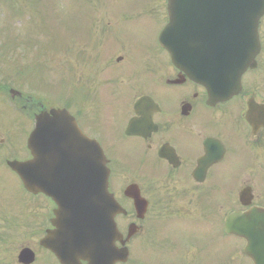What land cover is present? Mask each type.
<instances>
[{
	"label": "flooded vegetation",
	"instance_id": "1",
	"mask_svg": "<svg viewBox=\"0 0 264 264\" xmlns=\"http://www.w3.org/2000/svg\"><path fill=\"white\" fill-rule=\"evenodd\" d=\"M164 3L165 0H153L145 5L144 13L125 21V33H128L127 25L142 18L165 20ZM219 11L220 7H205V19ZM259 37L261 50L256 64L243 75L241 89H235L228 99L212 98L206 87L177 70L162 50L149 48L140 58L141 49L131 52L125 40V68H132V74L124 75L121 120L110 121L108 132L103 124L108 117L100 114L96 106L99 99L107 96L103 90L108 87L98 84L100 73L95 66L91 68L92 76L86 78L88 85L81 86L83 76L79 70L72 114L83 132L98 140L108 156L109 190L123 210L116 217L122 233V243L117 246L127 247L131 258L136 251L138 264H210L209 251H218L226 237V214L249 209L240 202L242 182H248L245 186L256 182L264 187V126L255 129L246 120L250 103L264 104V17ZM1 76L0 72V113H4L6 119L8 116L14 118L22 129L21 133L18 130L11 135L12 127L0 126V207L2 171L16 177L7 166L10 161L34 160L29 140L36 118L54 108H65L63 96L55 104L45 94L38 97L33 92L3 86ZM11 81L16 84V79ZM153 85L157 87L158 97ZM13 89L20 95L11 93ZM125 97L128 98L126 102ZM144 97L151 98L154 103L140 106L137 117L135 104ZM130 99L133 102L128 105ZM134 119L141 121L137 126L140 134L128 135L127 129ZM18 138L22 139L21 144ZM113 139L122 147V164L116 163L107 153V147L113 146ZM235 142L238 148L234 147ZM44 147L48 148L47 157L55 159L57 153L50 149L55 148V144H44ZM220 156L222 160L217 159ZM208 158L211 159L205 163ZM226 165L234 166L233 175L222 173ZM62 171L50 167L47 162L43 179L62 181L70 176L73 171L70 161L66 167L62 165ZM222 183L229 184L228 195L219 200L209 216L208 195L210 192L221 194ZM138 190L143 198L139 211L129 196ZM252 194L251 206L264 208V190L254 189ZM27 196L30 218L35 223L32 231L36 232L31 241H39L53 229L57 206L44 194L27 193ZM210 233L218 237L210 241ZM229 238L237 243L235 260L239 253L241 255L243 241ZM43 252L59 264L48 250Z\"/></svg>",
	"mask_w": 264,
	"mask_h": 264
},
{
	"label": "rangeland",
	"instance_id": "2",
	"mask_svg": "<svg viewBox=\"0 0 264 264\" xmlns=\"http://www.w3.org/2000/svg\"><path fill=\"white\" fill-rule=\"evenodd\" d=\"M150 1L151 0L96 1L98 5H106V10L110 16L107 20L108 25L106 26L108 31L112 30L111 34H107L102 38L103 46L100 47V52H113L116 48L125 49V40L127 45L132 48V52L136 49L144 48L145 46H156V40L161 24L156 23L152 17L149 19L142 18L139 20L140 22L134 24L130 23L126 28V32L128 33H125V21L133 20V15L144 13L145 4ZM6 2H8L13 13L10 15L12 22L10 28L11 33L0 38V47L3 51L9 50L11 47H25L31 58H33V55L39 51L38 55L41 59L44 49H48L50 53L53 47L62 45V48H65L67 56H73L75 53V45L89 40L92 36L91 26L96 10L95 5L91 4L90 0L87 2L85 0H6ZM4 13V10L0 6V17H5L3 15ZM103 17L104 15L102 16L99 13L96 19V30L99 34H101L104 29L100 23V21L103 20ZM5 23L6 25L3 27L8 25L7 22ZM26 30H29V32L24 36H19L21 31ZM37 35H39L38 38ZM43 35L48 37V43L43 40ZM111 36L113 37L112 44L108 42V39ZM3 42L4 44L2 45ZM36 49L38 51H36ZM21 52L24 53V49H21ZM123 52L125 53V50H123ZM64 60H67L62 65L65 74L55 73L54 71L58 72L59 65H61ZM33 62L34 61H31V63ZM45 67V70H40L39 75H32L34 78L32 84L36 90H41L39 93L47 94L46 92H56L59 89L64 91L65 88L67 91V89L71 88L74 84L73 59H67V57L55 54L54 58L51 57V60H49V64H45ZM117 68H120L121 71H112V82L117 84L114 88V91L116 92H109L111 95L107 99L108 102H116L115 110L109 111L105 114V116L108 117V121L104 123L107 132L110 131V121L121 120L123 113L121 81L125 73L129 75L132 74V68L130 67L125 68V65H121L120 67L117 66L115 69ZM2 70L7 69L3 68ZM68 71L71 72L70 75H68ZM60 75L63 78H61ZM104 80L105 79L102 77V81ZM64 81L66 86L64 85ZM149 85L152 86L151 82H149ZM153 87L155 88V96L158 97L156 85H153ZM116 94H118L117 97L114 96ZM55 98L60 97L56 96ZM127 99L128 98L125 97V102ZM102 101L104 100L99 99V104ZM7 118L9 120L4 117V113H0V126L12 127L9 131L11 135L15 134L18 130H20L19 133H21V125L14 122V118L11 116H8ZM18 141L21 144L22 139L18 138ZM112 145L113 146L107 147L110 157L116 163L122 164L124 161L121 145H118V140L116 139L112 140ZM233 145L235 148L239 147V144L236 142L233 143ZM241 168L242 165L237 172H239ZM222 173L226 176L233 175L234 166L226 165ZM1 181L4 182L5 189L2 192V201L6 202V206L8 207L7 211L21 217L22 215L19 214L21 206L17 208V205L21 199L25 198V196L19 181L16 177L10 173H6L4 170L2 171ZM222 187L221 194H213L210 192L208 195L207 208L209 210V216H212L213 209L214 207H217L219 200L228 195V190L230 189L229 184L222 183ZM233 190L234 189L231 191ZM225 200L226 203H228V199ZM3 211H5L4 208ZM14 215L0 211V233L1 235L4 234V237L0 242V264H16L17 254L20 252L21 248L27 246L30 242V240L27 239L29 233L28 229H25L22 225H14ZM217 237L218 234L210 233L209 240L212 241ZM16 240H18L17 245L14 243ZM224 242L226 245H224ZM235 245L237 244L225 237L221 242L218 251L212 249L209 251L208 258L210 259V264H249L244 258H237L234 260L236 256V253L234 252ZM13 256H15V259H13ZM135 258L138 259V254L135 255Z\"/></svg>",
	"mask_w": 264,
	"mask_h": 264
},
{
	"label": "water",
	"instance_id": "3",
	"mask_svg": "<svg viewBox=\"0 0 264 264\" xmlns=\"http://www.w3.org/2000/svg\"><path fill=\"white\" fill-rule=\"evenodd\" d=\"M240 1V13H241V23L239 24V34L241 36V41L238 40V43L232 48L234 55H239L244 47L243 37L247 33H251L252 29V20L257 15L254 11H259L261 8L264 9V0H239ZM190 0H170L169 11H170V20L171 22L163 31L160 42L162 47L169 51L173 62L180 68L190 71L188 68H197L201 65V60L197 57L200 55L198 50H202L203 46V25L202 19L189 17L191 12L189 10ZM228 5V3H227ZM262 13V12H261ZM237 14V9H236ZM194 16V15H192ZM235 19L229 21L227 17L225 19V30L230 28L231 22H234ZM195 27L196 31L193 33ZM228 34L229 32L226 31ZM245 35V36H244ZM220 40L215 42L217 43ZM221 46L226 48H231L233 45L221 43ZM194 64H198L197 67H193ZM264 112V109H263ZM57 128L59 133L66 138L70 136L75 137L76 141L79 142L81 137V160L82 163L90 164L92 166L91 179L92 188H94V202L99 206L103 197H107V200L112 204L114 208V214L116 213V206L112 203V198L107 195V178L108 171L105 167V156L96 143H92V155L85 147L84 142H89L87 138L79 130L75 120L70 116V114L63 110L52 111V117L44 115L38 119V125L36 134L37 136L42 135L46 127ZM81 134V135H80ZM80 143V142H79ZM13 170L21 177L24 182L25 187L30 191H41V187L37 186L32 182L28 176L27 164L21 163H12L10 164ZM39 185V184H38ZM244 196V194H243ZM102 207L97 211L100 212ZM62 212L66 213V209L62 208ZM84 221V220H83ZM108 224L110 226V231H113L114 236L116 235V229L114 222H112V213H108ZM70 230V231H69ZM226 230L229 234H234L240 237H244L248 240V246L246 248V254L252 257L255 261V264H264V210H252L246 214H236L231 216L226 224ZM74 227L67 229V227L61 228V234H64L67 238L73 233ZM72 232V233H71ZM74 234V233H73ZM74 236L72 239H67L66 242L68 246L74 250L76 245L74 242ZM62 242V239H60ZM86 243V242H85ZM85 246L82 247V251H71L67 252L64 250L66 245L56 244L50 245L52 251L58 256L62 264H76L80 259H88L90 264H115L119 261L120 257L118 253L112 250V246L108 245L113 253H109L104 262L100 261L99 257L93 259L85 252ZM77 247H79L77 245ZM100 247V246H99ZM126 257V255H125ZM33 254L26 250L23 251L20 256V262L31 263L33 261Z\"/></svg>",
	"mask_w": 264,
	"mask_h": 264
}]
</instances>
